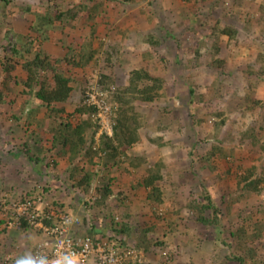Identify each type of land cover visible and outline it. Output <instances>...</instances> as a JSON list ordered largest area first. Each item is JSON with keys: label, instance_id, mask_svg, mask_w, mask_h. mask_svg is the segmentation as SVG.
<instances>
[{"label": "rangeland", "instance_id": "1", "mask_svg": "<svg viewBox=\"0 0 264 264\" xmlns=\"http://www.w3.org/2000/svg\"><path fill=\"white\" fill-rule=\"evenodd\" d=\"M87 1L10 0L5 11L0 6V56L5 54L1 44L7 28L32 35L34 48L43 49L52 59L67 52L64 40L75 45L90 41L99 47L96 61L86 67L61 65L73 77V91L65 103L55 105H64L61 116L73 125L83 116L75 111L77 106L88 104L86 98L92 93L106 102L108 112L101 115L112 127L119 112L114 97L127 85L133 68L144 67L162 76V96L134 102L142 139L128 154L145 160L132 167L124 157L107 166L102 154L96 155L93 165L78 158L79 166L98 170L90 192H83L70 176L68 155L61 157L49 149L50 127L58 121L46 108L30 122L26 118L27 110L38 101L24 91V58L13 57L17 81L10 87L2 81L0 65V90L12 100L0 104V264H9L7 253L16 246L31 247L41 237L37 227L17 224L15 202L29 196L36 200L33 211L68 213L80 205V199L94 205L97 186L111 177L114 191L105 207L82 203L84 210L79 213L84 216L89 209L103 227H108L105 223L111 214L118 221L132 216L136 229L130 238L110 229L106 233L110 245L120 243L124 249H136L137 231L160 223L148 236L163 239L164 244L156 252L137 251V264H239L233 256L245 254L246 264H264V236L256 243L250 238L254 223H264V180L259 192L242 193L238 184L247 168L256 177H264V0H94L90 4L98 2L100 7L92 19L80 16L62 29L51 30L46 40L30 28L34 17L22 9V5L37 4L43 10L53 11L58 5L67 10ZM215 25L217 47L210 35ZM225 25L234 26L237 37L219 33ZM147 34L154 35L158 44L150 45ZM220 59L223 64L218 63ZM93 120L101 123L98 141L103 118L97 113ZM33 137L43 138V159L31 163L19 149L26 144L34 153L39 142ZM213 144L220 145L225 155L200 160ZM157 162L162 166L159 184L164 202L153 205L147 200L149 188L143 179ZM79 171L76 176L82 174ZM203 187L221 210L220 231L198 223L187 207L191 193H201ZM241 226L248 232L234 235ZM16 232L22 236H14Z\"/></svg>", "mask_w": 264, "mask_h": 264}, {"label": "trees", "instance_id": "2", "mask_svg": "<svg viewBox=\"0 0 264 264\" xmlns=\"http://www.w3.org/2000/svg\"><path fill=\"white\" fill-rule=\"evenodd\" d=\"M90 1L78 3L74 8L63 10L59 5L55 7V10L50 11L48 9L43 10L41 6L37 4L22 5L24 12L33 15L31 29L39 34L41 39H48L51 30L62 29L67 23H73L80 16L86 19H92L97 9H99V3L90 4ZM187 2L193 0H184ZM10 0H0V6L3 11L6 10ZM59 21V23H58ZM91 34H95V28L92 26ZM215 26L211 27L210 35L214 38L215 47L218 45L219 38L215 30ZM219 33L226 34L230 39H234L238 35V30L232 25H225L219 29ZM146 41L150 45L158 44L155 36L147 34ZM64 40V39H63ZM35 38L30 34L18 33L10 28H7L4 32L3 43L1 44L2 50L5 54L0 56V65L2 68L3 83L11 86V82L17 81V76L13 74V70L16 69V64L13 61V57L20 56L24 58L22 63L23 68L26 71V78L23 80L24 91L38 101V105L32 106L27 110L26 118L30 121L35 119L36 112L42 108H46L50 115H53L54 119L58 123L53 124L50 127L52 133V147L50 150L55 149V153L58 156L68 155L70 160L71 171L70 176L75 180V185L83 192L89 193L92 189V183L97 175L98 170L95 168H85V165H78V158L84 157L91 165L95 164V157L97 154L100 158L104 159L103 165L107 166L111 163L117 164L122 157L128 160L129 165L132 167L139 166L145 159L141 156H131L128 154V150L138 141L142 139L139 129L141 128L140 113L136 110L134 102L136 100L151 102L157 100L162 96L165 80L162 76L151 73L144 67L133 68L130 71L127 85L119 88L114 97L115 101L119 103L118 115L115 118V122L112 125V134L106 131L100 133V138L97 141L96 134L101 128L99 120H93V116L99 111L96 104L82 103L77 106L76 112L82 114L80 122L73 125L67 120L66 117L61 116L65 112L64 105L56 106V103H65L73 91V77L67 74L61 65L66 62L76 67H86L92 64L96 55L100 52L99 47H94L90 41L85 45H75L68 40H64L67 47V52L60 57L52 59L49 54L43 49L34 48ZM217 49V48H216ZM219 64H223L224 60H218ZM191 93L194 94L193 88ZM11 102V98H8L7 94L3 90H0V104L3 102ZM223 114V112H220ZM85 115V116H84ZM54 121V120H53ZM256 137L253 136V140ZM35 141L39 142V147L33 153L31 148L23 144V148L19 149L20 152H25V156L30 162H40L43 158L41 153L43 152V138L38 139L33 137ZM88 146H86V144ZM163 143V142H162ZM165 143V142H164ZM42 147V148H41ZM225 151L218 144H213L207 154L199 156L200 160L212 161L218 155H225ZM87 155V156H86ZM100 160V159H99ZM98 160V161H99ZM93 167V166H92ZM161 163L155 164V166L148 168V174L143 179V184L149 188L147 194V200L150 204H162L164 202V191L159 184L162 179ZM37 170V169H36ZM78 170L82 174L76 176ZM41 169H39V172ZM107 182L99 184L97 186L98 197L95 204L84 202L80 199L79 202L92 207H105L107 199L113 194V188L111 186V178L107 179ZM264 177L255 176V172L251 168L243 170L238 179L239 190L243 192H259L260 185L263 182ZM33 192H29L32 194ZM29 196H24L22 201L27 199L33 202L31 211L34 209L35 201ZM241 196H239L240 198ZM187 207L194 213L196 221L205 226H214L217 231H220L222 220L220 218L221 210L214 200L212 194L207 187L202 188L201 193H191L187 202ZM48 211V210H45ZM56 211V210H55ZM71 213V212H68ZM128 216V214H126ZM82 220L87 221L86 215L81 216ZM160 219L159 216H157ZM47 224L56 223L55 219L44 218ZM88 223V222H86ZM17 224L21 227H32L30 222L26 219V216H22L17 220ZM81 225V224H80ZM111 232L125 234L128 238L134 233L136 227L127 222L126 219L121 221L116 220L114 215L109 216L107 223ZM264 223L256 221L253 226V230L250 231L251 239L253 243L259 241L263 236ZM152 229L155 230V225L151 227L143 228L139 232V236L136 239V249L149 252L153 246H162L164 244L163 239L155 238L154 236H148ZM248 232L245 226L237 228L236 232H232L234 235H239ZM87 235L93 237L95 240L94 230L85 232ZM255 254L253 245L250 246L249 255L252 257ZM246 256L239 255L233 256V258L239 262V264H246Z\"/></svg>", "mask_w": 264, "mask_h": 264}, {"label": "built area", "instance_id": "3", "mask_svg": "<svg viewBox=\"0 0 264 264\" xmlns=\"http://www.w3.org/2000/svg\"><path fill=\"white\" fill-rule=\"evenodd\" d=\"M86 101L96 104L99 115L103 118V131L112 134V127L106 125L101 114L108 112V106L102 98L89 93ZM102 102V103H101ZM109 124V123H108ZM15 215L19 219L26 216L32 226L37 227L43 235L35 247L33 259L29 264H137L136 249H122L110 245L107 241L95 240L85 232L79 233L74 227L81 224V218L73 213H58L54 209L31 211L33 202L29 199L15 202ZM44 218L55 219L56 223L47 224Z\"/></svg>", "mask_w": 264, "mask_h": 264}, {"label": "crops", "instance_id": "4", "mask_svg": "<svg viewBox=\"0 0 264 264\" xmlns=\"http://www.w3.org/2000/svg\"><path fill=\"white\" fill-rule=\"evenodd\" d=\"M81 204H82V202L80 203V205L74 206L75 209H74V207H71V209H73V211H68V212L83 216V214L79 213V210H84V208H82L83 205H81ZM85 211H86V217H88L87 221L82 220L81 225L74 227L75 231H77L79 233H83V232H87L90 230H92V231L94 230V232H96L95 237L97 238V240L107 241V242L110 241L111 242L112 240H109L110 237L108 238V236H106V233H107V231H109V228L103 227L99 224V222H96L94 217H93L94 215H91V212H89V209H87ZM131 217L128 216L129 219L127 218L126 220L129 224L132 225L133 220L131 219ZM86 222H88V223H86ZM105 225H107V224L105 223ZM154 225H155V229L158 230V227L161 224L155 222ZM38 233L40 234L39 236H41V237L38 239L37 242H34L31 247L19 245V246L15 247L14 252L9 251L7 253L6 259H8L9 264H29L32 261L35 247H36L37 243L43 239V235L41 234V232L38 231ZM121 234H123V233H121ZM13 235L14 236L15 235L22 236V234L18 233V232H16V234H13ZM25 235H27V234L25 233ZM121 243H122V241H121ZM117 245H119L120 248L124 249V247L120 243H118ZM156 247H159V246H153L150 251L153 252V250H154V252H156L157 251ZM136 250L139 251L138 249H136ZM5 261H1V262H5ZM87 264H94V262L90 261Z\"/></svg>", "mask_w": 264, "mask_h": 264}, {"label": "clouds", "instance_id": "5", "mask_svg": "<svg viewBox=\"0 0 264 264\" xmlns=\"http://www.w3.org/2000/svg\"><path fill=\"white\" fill-rule=\"evenodd\" d=\"M80 216V215H79ZM81 217V216H80ZM115 246V245H114ZM116 247H117V245H116ZM119 247V246H118Z\"/></svg>", "mask_w": 264, "mask_h": 264}]
</instances>
